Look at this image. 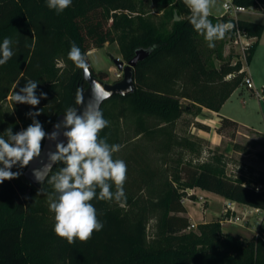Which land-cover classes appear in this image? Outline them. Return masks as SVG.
<instances>
[{"label":"trees","instance_id":"obj_1","mask_svg":"<svg viewBox=\"0 0 264 264\" xmlns=\"http://www.w3.org/2000/svg\"><path fill=\"white\" fill-rule=\"evenodd\" d=\"M171 1L173 27L162 32L126 13L133 11L137 0H73L59 15L46 6V0H0V43L10 38L15 53L0 65V134L9 126L13 133L26 129L32 123L27 113L38 109L42 112L35 119L47 133L67 107H76L77 91L87 84L82 69L67 58L71 41L87 54V59L91 50L107 43L118 42L128 62L136 50H150V56L135 69V92L127 97L115 96L101 107L110 123L100 135L111 144L123 146L121 123L132 117L137 136L161 138L158 147L167 152L177 122L191 112V106H185L183 100L199 110L220 112L244 83L247 73H240L241 57L224 60L220 55L219 67L206 61L195 42L189 10L183 0ZM233 3L264 11V0ZM209 18L234 21L228 16ZM235 22L242 34L256 39L247 51L249 64L264 24L241 19ZM233 32L228 33L231 41ZM58 61L64 64L62 70L57 68ZM90 69L100 80L108 78L106 72ZM29 79L39 82L38 97L42 92L47 94L36 108L12 100L14 92ZM228 127L237 129L238 124L223 118L217 132L221 134ZM123 160L129 177L124 185L126 202L121 207L115 201L93 200L104 226L83 243L69 244L54 233V214L46 195L53 190L47 182L43 186L45 194L17 178L0 184V264H264V229L246 239L225 233L221 221L216 220L189 231L192 223L183 202L187 190L198 188L264 211V189L246 184L243 178L227 176L219 164H186L169 178L139 146H134ZM61 166L55 165L53 171ZM26 168L17 165L12 171ZM190 198L196 200L195 195ZM152 220H156V227L149 236Z\"/></svg>","mask_w":264,"mask_h":264},{"label":"clouds","instance_id":"obj_2","mask_svg":"<svg viewBox=\"0 0 264 264\" xmlns=\"http://www.w3.org/2000/svg\"><path fill=\"white\" fill-rule=\"evenodd\" d=\"M73 0H46V6L58 15L72 5ZM190 12L189 22L193 29L202 35L209 48L215 47V42L223 40L235 25L230 22L213 24L209 18L217 7V0H183ZM13 41L5 37L0 43V65H4L14 56ZM67 54L75 67L82 69L88 78L89 63L87 54L82 52L75 41L70 42ZM39 82L27 80L26 84L15 91L12 100L14 104H27L36 108L41 99H46V93L36 90ZM91 99L84 104L83 89L77 91V108L69 106L64 111L62 124H56L55 131L46 133L43 125L35 119L42 110L29 112L32 123L19 132L13 133L9 126L0 134V184L6 180L18 178L20 172L12 171L14 166L27 167L33 160L41 156L44 139L56 141L63 132L65 141L55 144V151L48 153V162L41 168L33 170L35 180L42 185L47 182L52 192L47 193L49 210L54 214V233L69 244L77 241L87 242L94 232L103 229V223L98 219L97 209L93 200L115 201L123 207L126 202L124 185L127 180V164L122 159H115L114 154L120 151L119 144H111L107 137L101 138V132L109 126L100 105L110 98L111 92L93 81ZM54 165H62L53 171ZM51 173V175H49ZM114 189V190H113ZM43 192V187L40 190Z\"/></svg>","mask_w":264,"mask_h":264},{"label":"rangeland","instance_id":"obj_3","mask_svg":"<svg viewBox=\"0 0 264 264\" xmlns=\"http://www.w3.org/2000/svg\"><path fill=\"white\" fill-rule=\"evenodd\" d=\"M177 1V0H175ZM223 0H217V7L213 10L214 14H219L221 12L220 5ZM221 2V3H220ZM173 4L171 0H137L136 5H134V9L131 12L126 11L127 14H132L135 18H141L150 26H154L158 30L162 32H169L173 27ZM120 13L123 11L119 10ZM217 17H221L217 16ZM238 19L252 21L256 23L264 24V11L256 10L255 12L248 13H239L237 14ZM213 24L220 23V20H212ZM196 34V44L198 49L202 53L204 59L206 61L213 62L217 67L220 66L221 59L220 55H222V59L228 60L230 56L233 57H241L244 56L245 53V45L241 42L235 43L230 40L228 34H226L223 40H218L215 42L214 48H209L207 42L204 37L199 33ZM120 59L125 64L128 61L125 59L122 54L120 44L117 43H107L101 49H94L88 53V63L89 66L95 72H106L108 74V78L104 80L106 83H114L123 78V73L117 69L115 64V60ZM236 60H234V63ZM243 66L247 68V64L243 62ZM57 68L63 69L64 64L61 61L57 62ZM263 83H264V72L261 74ZM256 88L261 89L259 86ZM249 90L245 86L238 88L236 95L233 97L232 101L227 106V110H231L234 115L241 114L246 117L249 121L251 128L264 133V109H261L258 104L259 100L253 95V99L256 100L257 103H253L251 106L243 107V100L246 98H250L248 96ZM249 100V99H248ZM182 103L185 106H191V112L184 113L182 118L177 122L174 130H173V142L171 144L170 149L166 152V150H161L158 146L161 138L152 139L146 136H137L135 130V122L134 118L129 117L127 120L122 121L121 130L123 134V146L120 148V151L115 153V159H124L130 152L133 150L134 146H139L142 148L147 157L151 160L152 164L155 167L161 168V170L170 177L173 176L174 172H176V168H181L186 164L192 165H200V164H219L226 169V159L228 163H230V168L228 172L232 177H239L241 174L248 176L251 182L254 179L259 178L260 180H264V171L259 168H264V150L257 153V145L264 147V140L262 139L256 140L252 143H245L244 140L239 139L237 141L236 132H241L242 134H247L244 130H239L238 128L228 127L223 130L220 134L223 137L224 149L223 153L220 149H212L209 145L208 141H204L197 137L198 130L204 126L205 121L209 119V116L202 113L203 109L199 110L194 107L190 101L183 100ZM257 104V105H256ZM264 105V104H260ZM6 107H9V104H6ZM158 124V122H154ZM165 124H162L161 127H164ZM196 128V129H195ZM250 135L254 134L253 132H249ZM162 140V139H161ZM237 142V143H235ZM244 148V150H239L240 148ZM253 148V151H250L249 148ZM234 149L235 153L232 154L231 157L226 158L225 153L226 150ZM241 151H246L249 153H254L256 157H254V164L252 165V161H250V166L247 163L243 162L244 158L239 155ZM259 165L261 167H259ZM241 166L247 167L242 168ZM15 172H20L21 174L17 179L22 181L29 186H33L24 176L23 170H16ZM256 176V177H255ZM259 176V177H258ZM129 179V177H127ZM193 189L187 190V194L191 193ZM204 197H207V202L201 201L199 198L202 196H195L196 200H185V203L189 207V211L194 218V222L197 226L204 221H216L220 220L221 225L223 222V215L226 212V207L223 209V215L217 217L222 209L223 199L221 196L216 195L214 193L207 192L201 193ZM209 208L207 212L206 218H204V209ZM257 220L253 217L250 218L249 228H256ZM208 223V222H206ZM236 224V223H235ZM156 220L150 221L148 225L149 236H152L155 232ZM197 230V228L195 229ZM224 231V229H223ZM248 239V238H247Z\"/></svg>","mask_w":264,"mask_h":264},{"label":"crops","instance_id":"obj_4","mask_svg":"<svg viewBox=\"0 0 264 264\" xmlns=\"http://www.w3.org/2000/svg\"><path fill=\"white\" fill-rule=\"evenodd\" d=\"M224 0L222 1L221 5H220V9L221 12L219 14H214L212 13V15L214 16H220L223 11H222V4H223ZM215 9V8H214ZM213 9V10H214ZM238 18V17H237ZM264 72V33L261 37V39L259 40L258 43V47L252 57L251 62L247 65V75L252 79L255 87L259 86L260 88H264V83H263V79H262V73ZM243 88H245L244 85H242ZM249 90V89H248ZM238 89L232 94V96L230 97V99L223 105V107L221 108L220 112H215L206 108H203V112L204 114L209 116V119H207L205 121L204 126H202V128H200L198 130V133L196 134L197 137H199L200 139H203L204 141H208L209 145L212 149H222L221 152L223 153V149H224V140L223 137L217 132V130L221 127L222 125V119L223 118H227L229 120H232L234 122H236L238 124V129L239 130H244L247 132V134H242L241 132H236L235 134L237 135V141L239 139H242L245 141V143H252L256 140L262 139V137H264V133L259 132L253 128H251L249 121L246 119V117L242 116L241 114H237L234 115L231 110H227V106L230 103V101H232L233 97L236 95ZM248 96H250V98L248 99H244L243 100V107H247V106H251L254 102H256V100L253 99V93L251 90H249V94ZM260 104H264L262 102L259 101ZM258 104V106L261 109H264V105H260ZM257 105V104H256ZM253 106V105H252ZM196 129V128H195ZM249 132H253L254 134L250 135ZM262 136V137H261ZM264 140V138H263ZM237 143V142H235ZM257 153L260 151L264 150L263 146L257 145ZM239 150H244V148H240ZM250 151H253V148H249ZM235 153L234 149L226 150V153L224 154L226 158H229L232 156V154ZM240 156H242L244 158L243 162L247 163V165L250 166V161H252V165L254 164V157H256V155H254V153H249L246 151H241L239 153ZM226 174L227 176L231 177V178H243L245 180L246 184L249 185H260V184H264V180H260L259 178L254 179L253 181L255 182H251L250 178H248V176L241 174V176L239 177H232L228 170L233 168H230V163H228V160L226 159ZM262 166H264L262 164ZM242 168H247L244 166H241ZM259 167H261L259 165ZM262 171H264V168H259ZM256 177V176H255ZM259 177V176H258ZM195 196H202L204 197V195H202L201 193H205V191L195 188L193 189ZM211 195V193H210ZM205 198V202H207L209 204V202L207 201V197ZM223 199V204H222V209L220 214L217 216L219 217L220 215H223V209L225 208L226 205L232 203L234 204V208H235V213L233 214V216L235 218H238L236 224L235 223H230V222H224L222 224V228L224 229L225 233L231 234V235H240L243 238H248L251 239L254 236H257L259 233V229L262 228L264 229V211H261L259 209H255L249 206H245V205H240L238 203L229 201L227 199ZM185 207L187 208V216L190 218V221L194 222V218L192 216V214L189 211V207L186 203H184ZM210 206V204H209ZM208 207L207 209L203 208L204 211V218H206L207 216V212L209 211ZM231 214H228V217H230ZM253 217L257 220L256 222V228H249V221L250 218ZM209 221H204L203 223H206ZM192 223V222H191Z\"/></svg>","mask_w":264,"mask_h":264},{"label":"water","instance_id":"obj_5","mask_svg":"<svg viewBox=\"0 0 264 264\" xmlns=\"http://www.w3.org/2000/svg\"><path fill=\"white\" fill-rule=\"evenodd\" d=\"M179 20V17L176 16V21ZM150 56V50L147 49H138L135 52V56L132 60H130L127 64H125L123 61L120 59L115 60V64L117 66V69L123 73V78L121 80H118L112 84L106 83L99 78L95 77L89 67V74L88 78H85V74L82 70V75H83V80L86 82L87 87L82 88L83 89V97H84V104L86 105L88 101L91 99V86L93 81L98 82L100 85L104 87V89L108 90L111 92V96L109 99L115 97V96H121V97H127L132 95L135 90H136V80H135V69L138 66L140 62L145 61L148 57ZM107 99V100H109ZM105 100L101 105L107 101ZM78 113L83 110L82 105H76ZM63 117L64 114L59 115L53 125L51 126L50 130L47 132L48 134H51L53 131H55V125L60 123L62 124L63 122ZM66 129L61 127L59 129L60 135L58 136L56 141H52L45 138V142L42 148L41 156L38 157L37 159L33 160L26 168L24 172V176L26 179L38 190H41V188L44 186L41 183L37 182L33 176V170L34 169H39L41 168L45 163L48 162V153L49 152H54L55 151V144L60 141H65V137L63 136V132ZM55 165L53 166V168ZM51 174V173H50ZM49 174V175H50Z\"/></svg>","mask_w":264,"mask_h":264},{"label":"built area","instance_id":"obj_6","mask_svg":"<svg viewBox=\"0 0 264 264\" xmlns=\"http://www.w3.org/2000/svg\"><path fill=\"white\" fill-rule=\"evenodd\" d=\"M257 9L256 8H250L247 9L245 7H239L234 5L233 0H224L223 4H222V11L223 13L221 14L222 16H228L230 18H233L234 21H229L230 23H232L233 25H235V27L233 28L234 32H233V36H234V42L235 43H243L245 45L244 49H245V53L244 56H241V61L242 63L245 62L247 64V51L248 49L256 42V39H252V38H248L246 37L244 34H242L240 32V30L237 28L236 25V20H238V18L236 17L237 14L239 13H248V12H255ZM248 65V64H247ZM242 72H246L247 73V68L243 66L242 70L240 73ZM232 76H228V78H231ZM244 86L247 87V89L251 90L253 95L262 103H264V88L258 89L255 87L252 79L246 75L245 79H244ZM258 189H264V185L260 184L258 185ZM195 195V193L191 192L188 194V197L184 199V203L185 200H191L190 196ZM201 201H204L203 197L199 198ZM235 208H234V204L230 203L227 205L226 207V212L223 215V222H230V223H236L238 218H235L233 216V214L235 213ZM228 214H231L230 217H228ZM197 228V225L192 223L189 231L191 230H195Z\"/></svg>","mask_w":264,"mask_h":264}]
</instances>
